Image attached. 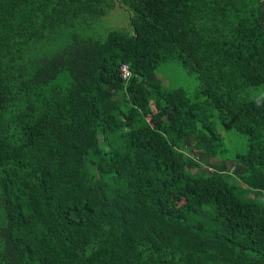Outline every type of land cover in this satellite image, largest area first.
<instances>
[{
	"label": "trees",
	"instance_id": "16d2710c",
	"mask_svg": "<svg viewBox=\"0 0 264 264\" xmlns=\"http://www.w3.org/2000/svg\"><path fill=\"white\" fill-rule=\"evenodd\" d=\"M0 264H264V0H0Z\"/></svg>",
	"mask_w": 264,
	"mask_h": 264
},
{
	"label": "rangeland",
	"instance_id": "374dc122",
	"mask_svg": "<svg viewBox=\"0 0 264 264\" xmlns=\"http://www.w3.org/2000/svg\"><path fill=\"white\" fill-rule=\"evenodd\" d=\"M106 24L110 28H127V18L126 13L122 10V8L117 5L115 6L110 13L104 17ZM161 76L165 85H172V86H182L185 85V87H194V81L193 79L188 76L184 69L181 67L180 64L177 63H170L163 65L160 69L157 76ZM258 89V90H257ZM253 88L251 89L252 94L258 93L261 94L263 92V88ZM241 142L240 139L231 138L230 141H228V144L231 146H234L235 151H241L242 147L241 145L237 144Z\"/></svg>",
	"mask_w": 264,
	"mask_h": 264
},
{
	"label": "built area",
	"instance_id": "2783aa9c",
	"mask_svg": "<svg viewBox=\"0 0 264 264\" xmlns=\"http://www.w3.org/2000/svg\"><path fill=\"white\" fill-rule=\"evenodd\" d=\"M122 72H123V76H127V70H126V68L125 67H123V69H122Z\"/></svg>",
	"mask_w": 264,
	"mask_h": 264
}]
</instances>
